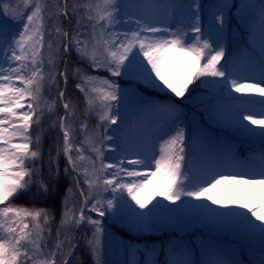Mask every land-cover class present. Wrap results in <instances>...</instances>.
<instances>
[{
  "label": "snow or ice",
  "instance_id": "obj_1",
  "mask_svg": "<svg viewBox=\"0 0 264 264\" xmlns=\"http://www.w3.org/2000/svg\"><path fill=\"white\" fill-rule=\"evenodd\" d=\"M0 3H3L0 16L10 18L0 19V264H70L78 247L74 232L82 224L92 226V235L85 237V244L94 264H105L101 260L105 229L101 219L93 218L91 213L100 218L110 212L118 216L117 204L121 208L127 205L125 193L141 210L158 196L172 203L182 197L210 201L229 211L218 212L207 204L199 207L229 219L248 233H258L264 243V157L258 170L248 172L200 166L189 157L185 131L175 127V121L171 129L153 134L150 149L135 150L124 142V129L112 127L118 124L117 105L123 93L120 85L110 78L122 75L143 78L153 87L162 85L175 97H184L195 81L209 83L201 78L211 77L212 84L222 81V87L237 93L264 97V62L261 80L241 83V78L221 64L224 48L212 39L219 29L213 24L205 35L198 11L186 17L192 23L185 24L182 20L175 31L167 26L168 13L184 7L172 2L80 0L77 5L73 0L69 7V0H22L24 11L19 10L20 5L10 9L4 0ZM191 7L187 6L189 11ZM146 9H162L164 16L148 15ZM258 13L264 28V0ZM132 15H136L135 27L119 31L123 18ZM61 17L69 22L75 17V27L66 28ZM71 51L86 61L93 72L103 70L109 74L102 77L74 68L79 81L76 88L83 93L87 105L84 114L97 117V124L91 129L86 120L80 121L78 131L82 139L75 134L77 106L66 96L68 59H63L64 68L60 69L61 59ZM61 78L64 88L60 87ZM46 87L51 99L44 95ZM57 103L62 105L63 115L56 111ZM255 103L241 100L230 114L232 122L252 134L254 129L248 125L264 128V118H256L264 117V100L259 101L258 110L250 107ZM159 110L179 118L175 104L160 105ZM46 115L57 117L49 129L58 130L53 142L55 156L49 149L51 163L56 166L50 176L59 179L62 155L66 160L64 173L71 177V186L61 198L54 240L51 227L56 217L54 207L11 203L33 186L45 197L49 196L48 184L42 179L34 180L42 175L36 162L42 160L44 134L49 130L40 127ZM259 135L264 138V131ZM130 151L136 158H130ZM106 153L123 155L113 157ZM57 191L54 185L52 195ZM74 191L82 198L79 202L72 198ZM134 215L143 219L146 214L134 212ZM121 247L130 248L133 256L138 251L130 244ZM175 247L169 249L168 264H193L187 246L182 256L173 254ZM145 250L148 251L147 245ZM155 254L152 247L149 256ZM150 264L156 262L152 260ZM203 264L238 262L218 258L205 260ZM259 264H264V257Z\"/></svg>",
  "mask_w": 264,
  "mask_h": 264
},
{
  "label": "rangeland",
  "instance_id": "obj_2",
  "mask_svg": "<svg viewBox=\"0 0 264 264\" xmlns=\"http://www.w3.org/2000/svg\"><path fill=\"white\" fill-rule=\"evenodd\" d=\"M75 2L78 5L80 0H76ZM123 2L129 3L134 2V0H123ZM160 2H172L184 6L177 8L174 12L168 13L167 26L172 31H175L177 24L182 20L185 24L192 23L193 21L186 17H190L191 12L198 11L201 28L205 35L208 34L210 27L214 24L215 28L219 29V31L214 33L212 39L216 40L221 47L227 42H231L233 47H235L236 56L228 59L227 62L222 59L221 64H226L229 72L241 78V83H252L261 80V65L262 62H264V28L261 26L258 9L262 0H195V3H193V0H160ZM233 2L235 3L234 11L243 15L242 24L247 30L245 35L251 43L250 47H247L243 42L241 38L242 34L236 26L235 18L228 20L226 28L221 27L219 19L221 9L222 11L224 10L223 6H225V3ZM4 3H8L10 9L20 5L19 10H25L22 5V0H4ZM72 3H70L69 7H71ZM197 4L199 5V10H197ZM188 5L192 6L191 11L188 10ZM2 10L3 3H0V11ZM145 11L148 15L161 18L164 16L162 9H146ZM0 19L10 18L7 16H0ZM123 19L124 23L119 26V31L135 27L136 15L130 17L125 16ZM61 20L64 26L70 30L76 25L75 17H72L70 22L63 20V17H61ZM157 26L164 27L166 25L158 24ZM189 34L191 35L190 32ZM71 52L75 55L77 60L81 62V68L85 72L102 77L109 76V74L103 70L93 72L86 61L80 60L75 51ZM64 59H68V63L72 61L70 54H66ZM251 63H257L258 66L249 68L247 65H251ZM61 64L62 61L60 63V69H62L63 66V64ZM73 77L74 82L78 83V78L74 73ZM110 78L120 85L123 93L117 105V110L119 112L118 124L112 127L115 128L119 126L123 128L124 133L122 135L124 142L130 144L135 150H139L140 148L150 149L154 138L153 134L160 135L161 132L158 130L166 131L171 129L173 127L172 122L175 121V127L184 129L187 145L186 151L189 157L198 165L201 163L206 164L208 158L222 159L216 155L217 151L215 150L227 147L230 151V159L236 165L235 168L239 169L236 171L248 172L252 169L260 168L262 157H264V138L257 133L252 134L244 131L232 122L230 114L227 113L228 116L223 114L226 113V105L224 102L229 97H237L240 98L239 100H254L256 101L255 105H259V101L264 100V97H259L255 94L237 93L227 87H222L223 82L221 81L214 85L209 92L195 95L191 99V109L186 110L181 102L168 96L167 92L170 90L165 89L163 86H161L159 92L149 91L145 93L142 89L146 87L148 82L143 78H136L130 75ZM60 80L63 82L62 78ZM60 87L63 88L62 86ZM75 92L78 93L77 90H75ZM54 94L55 89L52 91V95ZM44 95L51 99L47 87L45 88ZM73 99L74 100L70 101L75 104L78 109L77 115L74 118L77 127L75 134L80 137L78 131L80 121L86 120L91 129L96 126L97 117L94 114L86 116L84 114V109L87 106L86 103H80L78 99ZM234 101L238 102V99ZM170 103L177 105L176 115H178V119H176V116H170L168 113L159 110L160 105ZM81 104L83 106L82 109H80ZM59 106L62 111L61 115H63L64 110L62 105L59 104ZM49 117L50 123L46 126V129H49L51 122L57 118L56 116L46 115L44 120ZM256 118L259 119L264 117L257 116ZM243 123L248 125L247 121ZM248 127L257 128L260 126L248 125ZM33 135H35L34 132ZM80 138L82 139V137ZM141 141L144 142L141 143ZM77 142L79 143V140ZM113 147H115V145H113ZM204 151H206V154H204ZM239 152L241 153L239 154ZM119 155H123V153H119ZM106 156L115 157L117 153H106ZM129 156L130 158H136L132 156L131 151L129 152ZM251 191L255 192L256 189H252ZM77 194L78 193L73 192L72 198L79 202L81 199ZM105 195L111 198L110 194ZM125 199L127 200V205L124 207L121 208L120 205L117 204L119 216L123 218L125 223L137 234L147 232L160 233L163 230L172 234L176 231L200 229L202 236L199 243L205 260H215L219 258L235 261L238 262V264H259L261 258L264 257V243H262L258 233H248L229 219L219 217L215 213L203 207H199L207 204L209 208L216 209L218 212L229 211V209L211 204L210 201L193 200L191 198L182 197L180 201L172 203L158 196L146 209L141 210L127 197L126 193ZM128 205H130V207ZM77 206H79V204H77ZM236 210L246 211L244 209ZM113 211H116V209ZM134 212H143L146 215L141 219L135 216ZM113 217L114 215L110 212L107 213L102 220ZM101 223L105 229L104 223L102 221ZM91 229V225H89V229H86L88 231V238L92 235ZM188 237V234H184L176 240L169 238L163 256L167 264L170 259L169 249L173 246H176L173 254L180 256L183 255L184 246H187L193 264H197V257L195 251L191 248ZM52 239H55V232H52ZM101 240V260L105 262V264H126L132 261H135V264H137L134 256H130L126 261H124L120 255H114L113 258L112 239L109 237L108 231H105ZM83 242L85 244V239ZM238 243L246 247L245 257Z\"/></svg>",
  "mask_w": 264,
  "mask_h": 264
},
{
  "label": "trees",
  "instance_id": "obj_3",
  "mask_svg": "<svg viewBox=\"0 0 264 264\" xmlns=\"http://www.w3.org/2000/svg\"><path fill=\"white\" fill-rule=\"evenodd\" d=\"M76 1V0H75ZM73 0H69V5L72 3ZM224 10L220 12L219 19L222 17V23L221 27L226 28L228 25V20L232 18H239L237 16L236 12L234 11L235 4L233 3H225ZM22 23V22H21ZM240 23V22H238ZM225 55L229 54L227 50H225ZM71 62L67 65V76H68V83L66 86V96L69 98V100L78 99V102L83 103V97L82 93L78 92L79 90L76 88V84L73 81V73L74 68H76L78 65L81 66V62L77 60L75 55L71 52ZM63 59H61L63 64ZM61 64V65H62ZM61 68V66H60ZM202 80L206 79L209 81V83H201V81H195L192 85L189 86L188 91L185 93L184 97H175L174 93H171L168 91V96H170L172 99H175L179 102H181L187 110H190L192 102L191 99L199 92L208 91L211 86L213 85L211 83V80L213 78H201ZM159 84V82L157 81ZM60 86H62V81L60 80ZM162 86V85H161ZM160 87H153L150 85V83L146 84V87L143 90V92L148 93L150 92H159L161 89ZM75 90H78L76 93ZM73 97V98H72ZM82 104L80 109H82ZM56 111L61 115L62 111L60 109L59 103L56 108ZM50 123V117L43 121V123L40 125L41 128L46 129V126ZM32 131L36 134L37 128L34 125ZM60 134V133H59ZM58 135V130H49L45 132L44 134V140H43V156L42 160H39L36 162V166L40 167L42 170V175L34 177V180L39 182L41 179L48 184L49 187V196L45 197L43 194L39 193L38 188L36 186H33L31 191L25 192L21 194L18 199H15L11 201V203L19 206H27V207H35V208H55L56 217L55 220L51 222L52 232H55L56 227L58 226V221L60 220V212H61V198L65 194V189L71 186V177L66 176L64 173V168L66 165V162L64 160V157L61 155L59 158V179L56 180L52 176H50V172H55L56 166L55 164L51 163V157L49 155V149L51 147V155L55 156V147L53 145V142L55 141L56 137ZM118 156V155H117ZM56 186L58 188V191L55 193V195H52V189L53 186ZM74 193H76L74 191ZM93 218H99L105 225V231L109 232V237L112 239V254H121L123 256L133 254L131 249H125L122 248L121 245H132V247H135L138 249L139 256L141 255L143 259H141L140 264H150V261L154 260L158 264H162L160 257L164 252V248L166 246L168 237L170 235H173V238L176 239L177 237H180L184 234H188L191 244H193L194 250L196 251L197 255L200 256V248H199V241L201 232L198 229H194L192 231H176L175 233L167 232L166 230L161 231L160 233L155 232H147L142 234H137L135 231L132 230V228L125 223L123 218H121L119 215L114 216L113 218H109L106 220H102V218L97 217L95 213H91ZM89 229V225L84 224V231H83V240L87 236V230ZM80 230H76L74 232L75 240L77 236L79 235ZM168 235V236H167ZM145 245L148 246V251L145 250ZM152 247H155L156 254L154 256H149V251ZM114 248V249H113ZM244 249V248H243ZM138 257V256H137ZM201 257V256H200ZM140 260V259H139ZM70 264H94L90 250L88 247L84 245V243L81 241L75 251V255L70 260Z\"/></svg>",
  "mask_w": 264,
  "mask_h": 264
},
{
  "label": "bare ground",
  "instance_id": "obj_4",
  "mask_svg": "<svg viewBox=\"0 0 264 264\" xmlns=\"http://www.w3.org/2000/svg\"><path fill=\"white\" fill-rule=\"evenodd\" d=\"M247 66L249 68H251L252 66L257 67L258 64L257 63H251V65L249 64ZM245 100H248V99H245ZM240 102H241V100L238 99V102H237V101H234V99H232L231 97H229L227 100H225L224 104L226 105V109H225L226 113L223 115L228 116L227 113L231 114L234 111L235 107L240 104ZM250 107L258 110L260 105L252 104V105H250ZM253 129H254V132L257 134H259L261 131H264V128L261 129V127H257V128H253ZM215 151H217L216 155H218L222 159L220 160V159L214 158L213 162H215L216 164H212L208 158L206 160V164L201 163L200 166L216 168L217 170H228V171L239 170V169H236L235 168L236 165L232 163V160L230 159V151L228 150V148H220V149L218 148ZM204 154H206V151H204ZM258 169L259 168H257V170Z\"/></svg>",
  "mask_w": 264,
  "mask_h": 264
}]
</instances>
